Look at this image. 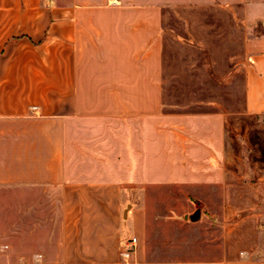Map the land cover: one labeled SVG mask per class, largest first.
<instances>
[{
	"label": "crops",
	"instance_id": "0c3cea01",
	"mask_svg": "<svg viewBox=\"0 0 264 264\" xmlns=\"http://www.w3.org/2000/svg\"><path fill=\"white\" fill-rule=\"evenodd\" d=\"M240 1L0 0V264H264V49L242 110L162 96V9Z\"/></svg>",
	"mask_w": 264,
	"mask_h": 264
},
{
	"label": "rangeland",
	"instance_id": "374dc122",
	"mask_svg": "<svg viewBox=\"0 0 264 264\" xmlns=\"http://www.w3.org/2000/svg\"><path fill=\"white\" fill-rule=\"evenodd\" d=\"M257 43V45L255 44ZM264 0H243L234 5L209 7H167L162 9V88L164 104L178 111L196 110L200 102L218 101L226 112L245 105L246 64L257 49H264ZM262 44V45H261ZM259 49V50H260ZM168 109V108H167ZM157 190L161 207H167L171 190ZM153 189L145 195H155ZM172 192L180 195V191ZM151 241L161 259L191 256L199 245H188L185 252L168 253V237L175 243L197 232L177 230L164 222ZM188 232V233H187ZM2 242V241H1ZM196 250V251H195Z\"/></svg>",
	"mask_w": 264,
	"mask_h": 264
},
{
	"label": "built area",
	"instance_id": "2783aa9c",
	"mask_svg": "<svg viewBox=\"0 0 264 264\" xmlns=\"http://www.w3.org/2000/svg\"><path fill=\"white\" fill-rule=\"evenodd\" d=\"M136 238L134 237L133 239H132V246H131V249H129V250H127V251H125L124 252V255H126V257H128L129 258V256L131 255V252L134 250L133 249V247L135 246V242H136ZM38 257H41V255H38Z\"/></svg>",
	"mask_w": 264,
	"mask_h": 264
},
{
	"label": "water",
	"instance_id": "95a60500",
	"mask_svg": "<svg viewBox=\"0 0 264 264\" xmlns=\"http://www.w3.org/2000/svg\"><path fill=\"white\" fill-rule=\"evenodd\" d=\"M200 218V209H197L193 214L189 216V219L192 221H196Z\"/></svg>",
	"mask_w": 264,
	"mask_h": 264
}]
</instances>
